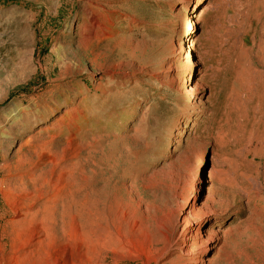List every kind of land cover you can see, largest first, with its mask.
<instances>
[{"label":"rangeland","instance_id":"obj_1","mask_svg":"<svg viewBox=\"0 0 264 264\" xmlns=\"http://www.w3.org/2000/svg\"><path fill=\"white\" fill-rule=\"evenodd\" d=\"M0 264H264V0H0Z\"/></svg>","mask_w":264,"mask_h":264},{"label":"bare ground","instance_id":"obj_2","mask_svg":"<svg viewBox=\"0 0 264 264\" xmlns=\"http://www.w3.org/2000/svg\"><path fill=\"white\" fill-rule=\"evenodd\" d=\"M91 194H88L89 197H87V194L80 197L78 201L79 203H75V206H77L79 209L81 207L85 206V202L89 200V231H90V240L93 244H101L103 246L106 244V234H104L105 224H106V215H105V205L103 199H101L103 187H98L95 183H91ZM25 202V201H24ZM23 204V203H22ZM70 204L67 205V210L70 209ZM195 233H191V236L187 238V241L189 238L195 237ZM190 239V240H191ZM211 239L207 240L210 241ZM178 242V241H176ZM183 245V246H182ZM191 245V244H190ZM182 246V247H181ZM185 245L183 242L178 243V248L180 251L184 252L185 254L189 253L188 248H183Z\"/></svg>","mask_w":264,"mask_h":264}]
</instances>
